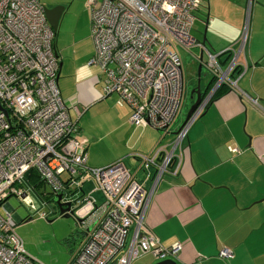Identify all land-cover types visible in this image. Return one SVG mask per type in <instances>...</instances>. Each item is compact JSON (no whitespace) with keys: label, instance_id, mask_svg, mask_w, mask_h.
Segmentation results:
<instances>
[{"label":"built area","instance_id":"obj_1","mask_svg":"<svg viewBox=\"0 0 264 264\" xmlns=\"http://www.w3.org/2000/svg\"><path fill=\"white\" fill-rule=\"evenodd\" d=\"M251 2L236 44L215 54L191 34L200 0L87 1L94 45L88 65L103 73L104 94H116L119 104L130 107L134 125L169 132L184 93L180 48L199 45L206 55L202 64L214 77L209 95L176 130L170 146L160 143L148 154H134L132 172L124 158L101 167L87 164L88 139L80 136L58 86L59 56L45 6L39 0H0V264H39L25 251L7 201L16 196L37 209L26 181L30 170L51 188L40 196L44 203L57 192L78 194L72 213L83 237L67 264H131L140 254L177 257L181 243L162 244L145 225V214L163 176L180 172L183 141L211 95L222 84L237 89L236 81L248 67L241 54ZM226 52L231 58L222 66L218 56ZM256 99L247 94V100ZM136 172H142V179ZM95 192L102 195L101 204ZM229 254L227 249L219 253Z\"/></svg>","mask_w":264,"mask_h":264},{"label":"crops","instance_id":"obj_2","mask_svg":"<svg viewBox=\"0 0 264 264\" xmlns=\"http://www.w3.org/2000/svg\"><path fill=\"white\" fill-rule=\"evenodd\" d=\"M39 1L49 8L62 4L60 0ZM247 4L248 0L210 1L205 21L192 32L194 18L191 34L195 41L201 42L205 36L214 51L208 45L206 48L215 54L235 45L243 31ZM62 5L66 12L68 7ZM55 47L59 55L70 47L62 45L57 31ZM193 47V54L198 56L200 46ZM230 58L229 52L218 56L222 66ZM241 58L248 67L237 79V89L222 84L227 90L192 123L183 141L185 157L180 172L163 176L145 214V225L162 244L181 243L175 258L178 264H264V0L251 2ZM88 61L64 63L63 58L58 71L60 93L76 124L88 113L92 116L93 105L99 107V117L106 116L110 122L107 130L90 136L85 131L81 134L78 127L80 136L88 139L87 164L101 167L124 158L125 163L133 161L129 168L135 172L134 154H148L160 143L170 146L179 127L158 136L149 125L131 123L130 107L119 104L116 94L107 99L105 77L101 71L87 68ZM70 63L74 64L73 71L66 72ZM247 94L256 101L247 100ZM90 187L86 182L85 188ZM224 249L230 254L221 257Z\"/></svg>","mask_w":264,"mask_h":264},{"label":"rangeland","instance_id":"obj_3","mask_svg":"<svg viewBox=\"0 0 264 264\" xmlns=\"http://www.w3.org/2000/svg\"><path fill=\"white\" fill-rule=\"evenodd\" d=\"M60 1V3L65 4L68 7V10L64 12L63 17L59 22L57 33L60 36L62 45L69 44L70 47L62 50L60 55L58 54L60 57L59 60L64 58L66 59V62L64 63H67V60L73 62L75 59L77 64L84 60L88 61L93 54V40L90 35V10L87 6L88 0ZM210 1L212 4L215 2V0H200L199 8L194 12L196 23L194 21L195 25L192 32L199 28L197 27L201 25L199 22L205 21ZM42 3L44 4V2ZM45 7L49 8L50 6L45 5ZM232 20H237V17H232ZM202 29L204 33L205 23L204 25L202 24ZM193 48H190L189 51L181 48L179 49L183 63L184 93L179 112L169 128V132H175V128L179 127L184 122L189 108L195 100V93H193L192 90L195 88L198 80V63L195 64L196 60L195 54H193L192 51ZM88 53L91 54L87 55ZM204 59H206V55H203V60ZM86 65L87 68L94 69L95 73H100V70L96 66ZM73 67L74 64L70 63L66 65L65 71L72 72ZM86 73L87 72L83 74ZM101 77L103 78V75H101ZM199 77V86L204 90L210 77V73L205 66L202 67ZM81 78H83V76ZM209 92L208 89L206 95ZM114 96V94H111L107 99ZM94 106L95 105H93L91 111L92 116L88 113V115L78 120L77 127L82 128L80 132L81 134L83 131L89 136L90 134H97L101 129L107 130V127L110 125V122L105 118L106 116L99 117V107L94 108ZM148 127L154 130L158 136H161L163 133L162 131L153 129V127L151 128V126ZM169 136H171V133L168 134L167 137ZM132 163V160H129V162L126 161L127 166L130 168L133 165ZM34 172L38 174V172ZM39 177L42 179V182L37 186H34L32 182L28 180L29 176L26 179L30 186L33 187L30 194L37 209L31 210L16 196H11L7 200L12 207V212L15 214L17 220L15 230L23 241L25 251L36 263L67 264L71 254L79 246L83 237V228L74 215L64 217L58 212L53 197L57 193L62 192L53 194L47 203L42 201L40 196L44 193L50 194L51 188L40 175ZM63 177H65V174H63ZM138 177H142V173H139ZM95 198L98 204L102 203V195L96 194ZM1 211L3 210L1 209ZM41 212H45L46 216H41ZM27 217H30L31 219L27 220ZM158 260L159 259L153 257L151 254H140L132 260L131 264H154Z\"/></svg>","mask_w":264,"mask_h":264},{"label":"water","instance_id":"obj_4","mask_svg":"<svg viewBox=\"0 0 264 264\" xmlns=\"http://www.w3.org/2000/svg\"><path fill=\"white\" fill-rule=\"evenodd\" d=\"M64 8L65 7L62 4L56 5L52 8L45 7V13H46L47 21L49 22V24L51 25V27L53 28V30L55 32L58 29L59 20H60V17L62 16V12L64 11ZM201 43L204 45H208L209 49L211 51H214V49L207 42V39L205 36L201 40ZM202 61H203V54L201 51L198 54V67H197V69H198V72H197L198 73V80H197V84H196L195 88L192 90V92L195 93V100L189 108V111L186 115L185 121L191 116V114H193L194 110L196 109V107L201 102L202 97H201V92H200L201 88L199 86V79H200L199 76H200L201 69L203 67ZM60 65H61V63H59V66ZM62 196H63L62 193H57L53 197V200L59 206V213L62 214V216H64V217H69L71 215L70 210H69L70 204H69V202L60 203L59 201L61 200ZM63 206H66V208H63ZM9 208H10V206H9ZM29 219H31V218H29ZM155 264H177V261L175 259H164V260H160V261L156 262Z\"/></svg>","mask_w":264,"mask_h":264},{"label":"trees","instance_id":"obj_5","mask_svg":"<svg viewBox=\"0 0 264 264\" xmlns=\"http://www.w3.org/2000/svg\"><path fill=\"white\" fill-rule=\"evenodd\" d=\"M55 33H56V32H55ZM212 84H213V80H211V82L208 83V84L206 85V87H205L204 90L200 89L201 97H202V98L206 95L208 89L211 88ZM226 90H227V88H226L225 86H220V87L214 92V94L211 96V98H210V100L208 101L207 105H209L211 102H213V101H214L219 95H221V94H222L223 92H225ZM207 105H206V106H207ZM28 176H29V179H28V180H30L34 186H37L38 184H40V183L42 182V179L39 177L38 174H36V173L34 172V170H30V171L28 172L27 177H28ZM46 198L49 199V198H51V196H50V197H47V196H46ZM29 218H30V217H27L26 219H29Z\"/></svg>","mask_w":264,"mask_h":264},{"label":"flooded vegetation","instance_id":"obj_6","mask_svg":"<svg viewBox=\"0 0 264 264\" xmlns=\"http://www.w3.org/2000/svg\"><path fill=\"white\" fill-rule=\"evenodd\" d=\"M64 14V12H62V15ZM62 17V16H61ZM194 38V37H193ZM195 40V39H194ZM199 43H201V42H199ZM195 64H196V62H195ZM198 65V64H197ZM210 73V72H209ZM211 80H213V83H214V77H210L209 78V81H208V83H210L211 82ZM207 83V84H208ZM201 88V87H200ZM202 89V88H201ZM185 121V120H184ZM180 127V126H179ZM53 195V194H52ZM51 195V196H52ZM76 197H77V194H75V196L73 195V196H62V199L59 201L60 203H63V202H69V210H70V214L71 215H74L72 212H71V210H73V208L75 207V205H76V201H74V199L76 200ZM50 200V199H49ZM49 200H47V201H49ZM55 202V201H54ZM55 204H56V206H57V208H58V212H59V206L57 205V203L55 202ZM62 208V207H61ZM63 208H66V206H63ZM14 215V217H15V214H13ZM60 215H62V214H60ZM70 215V216H71ZM74 217H75V215H74ZM15 220H16V218H15ZM28 220V219H27ZM16 222H17V220H16ZM79 223V222H78ZM162 260V259H161ZM158 261H160V260H158ZM157 261V262H158Z\"/></svg>","mask_w":264,"mask_h":264}]
</instances>
